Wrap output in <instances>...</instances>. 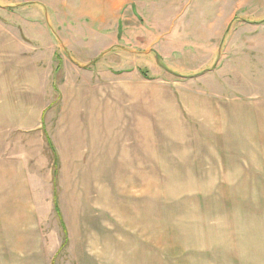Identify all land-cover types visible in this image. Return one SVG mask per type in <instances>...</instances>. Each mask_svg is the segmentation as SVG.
<instances>
[{
  "label": "rangeland",
  "instance_id": "obj_1",
  "mask_svg": "<svg viewBox=\"0 0 264 264\" xmlns=\"http://www.w3.org/2000/svg\"><path fill=\"white\" fill-rule=\"evenodd\" d=\"M86 4L87 10L95 6L85 0H0V31L11 32L18 44L13 54L18 60L22 54L29 75L45 89L39 96L38 85L30 84L23 87L26 97L52 105L42 118L48 136L63 143L58 87L65 84L70 101L74 89L68 85L82 83L101 101L108 95L103 128L118 154L103 177L98 166L91 168L98 176L91 183L83 176L70 180L67 169L57 178L43 134L29 137L15 128L23 113L1 116L0 163L23 158L30 166L37 220L15 208L16 201L7 208L9 200L0 195V264H264V124L249 130L250 118L232 117V135L220 138L212 123L203 130L198 114L185 113L187 105L215 100L264 101V28L250 38L252 25H264V0H121L94 18L83 11ZM136 11L141 18L133 16ZM208 26L217 35L202 38ZM164 41L171 42V53L160 59L155 49ZM149 42L157 45L146 50ZM187 42L228 43L225 67L197 79L192 76L198 72H166L171 62L185 63ZM102 58L109 71L94 82L83 68ZM123 70L135 71L142 83L123 79ZM136 70L164 82L148 84ZM124 109L130 131L120 144ZM105 149L94 146L91 158L104 159ZM221 173L229 176H213Z\"/></svg>",
  "mask_w": 264,
  "mask_h": 264
},
{
  "label": "crops",
  "instance_id": "obj_2",
  "mask_svg": "<svg viewBox=\"0 0 264 264\" xmlns=\"http://www.w3.org/2000/svg\"><path fill=\"white\" fill-rule=\"evenodd\" d=\"M7 1V0H5ZM87 3L95 2V6L92 5L87 10L83 9L85 13L89 12V17H95L96 14L99 13L100 17L106 16L108 11L112 12V9L105 8L106 5L109 7V3H112L113 6H117L121 0H85ZM101 2V5L99 3ZM113 2H118L116 5ZM114 11V10H113ZM140 11L133 12V16L137 19L141 18ZM113 14V13H112ZM142 14V13H141ZM98 16V17H99ZM135 20V19H134ZM135 22H137L135 20ZM139 28H141L144 23L137 22ZM252 31L250 34V38L254 39V36H257L260 33L261 28H264V25H252ZM260 28V29H259ZM4 31V32H3ZM7 29H1L0 31V117L5 114H10L12 112L23 113V117H20L18 122L15 123V128L21 131L26 136L30 137V133L40 131L43 135V140H41L44 144L50 145L51 150L53 152L54 157V167H56L57 178H60V173L64 170H68L67 176L69 179H74V182L77 183V179L82 176L91 183L92 179L98 177L93 175L91 172V168L94 166L95 168L98 166L100 177H103L105 173H110V163L112 162V158L118 162V154L116 148H112V138L109 139V133H106L103 128V122L105 119V112L108 110V107L104 104L107 101L108 95L104 101H101V97H99L98 91H90L87 88H83V84H72L68 86H72L74 91L69 93L71 97L70 101L67 100L65 96V84L63 83L58 87V91L60 92V108H62L64 118V125L61 126L60 136L63 138V143L59 141L56 136H48V133L45 131V126L42 123L44 118L43 116L46 113H49L52 110L51 106H45V103L42 101H33L28 100L26 95H28V91L24 90L23 87H29L30 84L32 86L38 85V94L42 96L45 94V89L39 82V80L31 77L29 75V65L28 63L22 59V54L20 53V59L18 60L16 54H13V51L18 50V44L13 43L12 34ZM213 30L212 26H208L202 28L201 37L205 38L207 35L211 36L216 34V31ZM227 32V31H226ZM6 33V34H5ZM22 34L27 32L21 31ZM220 35L218 37L223 38L225 34V29H220ZM7 34H11V37L7 36ZM19 37L23 43H27L31 45L32 48H36L30 40L23 36ZM217 35V34H216ZM213 36V37H216ZM165 36H163L164 39ZM217 37V38H218ZM220 38V39H221ZM232 38V32H229L227 36V40ZM203 39V40H205ZM162 40V37L161 39ZM213 42L214 39H212ZM219 40V38H218ZM136 41V39H135ZM138 41V40H137ZM140 42V41H139ZM146 44V42H142V45ZM155 42H149V45H146V50H150L153 47L155 48ZM171 42L164 41V46L161 48H156V55L161 58L168 57V51L171 53V46L169 45ZM157 45V44H156ZM207 45V46H205ZM185 44L182 45V53L183 57L186 56V61L183 64H176L175 62H171V66L168 65V70L170 74H188L198 72L192 76V78L197 79L203 77L205 74L220 72L223 67L226 65V58H228V54H230V48L228 49V43H224L221 48H219L218 44L208 43V44ZM185 46V47H184ZM20 47V44H19ZM190 50L191 53L186 54L185 52ZM228 50V51H225ZM177 51V50H176ZM210 51V53H209ZM21 52V50H20ZM178 52H176L177 54ZM19 54V52H18ZM103 54V53H101ZM119 55V54H118ZM119 57V56H117ZM156 57V58H158ZM203 62H201L202 60ZM104 59H100L91 67H85L83 70L88 73L89 78L97 79L94 82L100 80L103 76L108 74V68L104 65ZM200 60V61H199ZM121 61V60H120ZM89 64V63H88ZM197 65V66H195ZM196 68V69H195ZM202 71V72H200ZM209 71V72H208ZM135 71H121L119 76H122L123 79L135 78L137 82L142 83V81L138 78L137 75L134 74ZM136 72L142 78L143 81L148 84H152L157 81L164 82L163 77L157 78H149L147 75L141 73V71ZM203 74V75H202ZM219 74V73H218ZM55 76V75H54ZM118 76V77H119ZM37 78V77H36ZM44 79V75H41V80ZM54 79V77H53ZM95 84V83H94ZM51 85V84H50ZM74 85V86H73ZM54 86V85H53ZM133 86V85H132ZM52 87V85H51ZM55 88V86H54ZM107 88V87H106ZM43 93V94H42ZM13 98H17L16 102L13 103ZM25 98V99H24ZM251 101V100H250ZM119 102V101H118ZM150 103V101H149ZM119 103L118 113L121 114V108ZM141 104V103H140ZM187 105V112H184L187 115L190 114H198L197 120L199 123H202L206 126L203 127V130H209L211 127H208L210 123H212V130L216 135L220 138H226V135H232V117L243 120L244 118H250L248 122H246L245 128L260 130L262 128V124H264V101L256 100L251 101L250 103L244 102L241 104H232V100H215L213 104H202V105ZM136 106V105H134ZM139 106V105H138ZM18 107V109L13 108ZM140 107V106H139ZM136 111V107H133ZM146 108H149L147 106ZM152 111V109H150ZM126 109L122 111V119H118V128L121 131V139L120 144H123L124 141L128 139V135H126L130 130L126 125V118L124 112ZM133 111V112H135ZM141 112V109H140ZM31 115V116H28ZM97 117L95 118V116ZM8 120L5 117L4 122ZM3 122V121H2ZM42 123V124H41ZM0 127H3V125ZM262 128L261 130H263ZM44 135H46L47 139L44 140ZM55 135V134H54ZM59 141V142H58ZM228 144L231 143V140H227ZM61 144V148H60ZM214 145H226L227 143L216 144ZM94 146H104L106 147V156L104 159L102 156L97 161H94L91 158V154L93 153ZM114 151L115 153H112ZM115 155V156H113ZM110 156V158H109ZM227 157V156H226ZM217 158V159H216ZM229 158V157H228ZM215 161L218 163L219 158L214 157ZM218 160V161H217ZM17 161V162H16ZM230 161V159H229ZM26 163V164H25ZM100 163L102 165H100ZM104 163V165H103ZM2 168H0V195H4L1 201H7L9 207L10 200L16 201L15 208L20 210H26L30 212V218L32 220H37V212L34 203L35 199V190H34V182L35 178L34 174H31L30 166L27 164L26 160L23 158L18 159H10L8 162L0 163ZM218 169L217 172H221L222 167L220 164L215 165ZM225 168V167H224ZM226 171V170H225ZM66 179L65 175H63ZM213 176L225 177L229 176L227 174H213ZM54 177V175H53ZM87 184V183H86ZM6 208V209H7ZM19 215V214H18Z\"/></svg>",
  "mask_w": 264,
  "mask_h": 264
}]
</instances>
